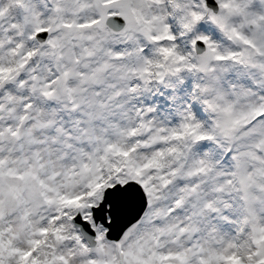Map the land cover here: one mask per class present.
<instances>
[{
  "label": "snow or ice",
  "instance_id": "6c2138e0",
  "mask_svg": "<svg viewBox=\"0 0 264 264\" xmlns=\"http://www.w3.org/2000/svg\"><path fill=\"white\" fill-rule=\"evenodd\" d=\"M0 264H264V0H0Z\"/></svg>",
  "mask_w": 264,
  "mask_h": 264
}]
</instances>
